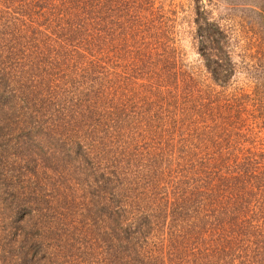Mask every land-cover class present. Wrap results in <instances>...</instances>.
Here are the masks:
<instances>
[{
  "label": "trees",
  "instance_id": "16d2710c",
  "mask_svg": "<svg viewBox=\"0 0 264 264\" xmlns=\"http://www.w3.org/2000/svg\"><path fill=\"white\" fill-rule=\"evenodd\" d=\"M209 11L0 0V264H264V92Z\"/></svg>",
  "mask_w": 264,
  "mask_h": 264
},
{
  "label": "rangeland",
  "instance_id": "374dc122",
  "mask_svg": "<svg viewBox=\"0 0 264 264\" xmlns=\"http://www.w3.org/2000/svg\"><path fill=\"white\" fill-rule=\"evenodd\" d=\"M164 4L172 3L192 4L194 1L199 6L203 4L209 9L211 17H217L219 22L231 26L234 41L238 44L231 55L236 63L237 74L232 85H254L262 87L264 92V0H162ZM186 10V9H185ZM178 13L177 47L183 52V61L187 63L197 62V52L193 46L189 12L180 10ZM0 165V209L5 200L3 193L6 176ZM1 223V222H0Z\"/></svg>",
  "mask_w": 264,
  "mask_h": 264
}]
</instances>
